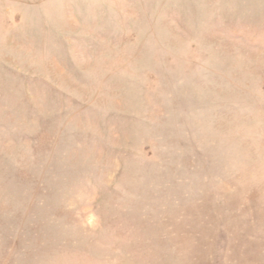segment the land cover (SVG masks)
Segmentation results:
<instances>
[{
	"label": "rangeland",
	"instance_id": "374dc122",
	"mask_svg": "<svg viewBox=\"0 0 264 264\" xmlns=\"http://www.w3.org/2000/svg\"><path fill=\"white\" fill-rule=\"evenodd\" d=\"M0 264H264V0H0Z\"/></svg>",
	"mask_w": 264,
	"mask_h": 264
}]
</instances>
